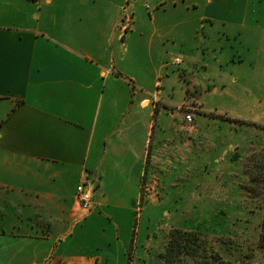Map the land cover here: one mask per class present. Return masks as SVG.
<instances>
[{"label":"crops","instance_id":"1","mask_svg":"<svg viewBox=\"0 0 264 264\" xmlns=\"http://www.w3.org/2000/svg\"><path fill=\"white\" fill-rule=\"evenodd\" d=\"M247 3L0 0V264H146L154 252L170 264L152 250L156 229L137 224L142 181L156 172L175 187L196 152L171 121L182 100L214 113L242 80L230 67L245 54L226 40L260 57ZM86 178L89 213L75 202Z\"/></svg>","mask_w":264,"mask_h":264},{"label":"rangeland","instance_id":"2","mask_svg":"<svg viewBox=\"0 0 264 264\" xmlns=\"http://www.w3.org/2000/svg\"><path fill=\"white\" fill-rule=\"evenodd\" d=\"M247 4L246 38H253L256 50L262 47L260 57L251 55L239 37L226 40L234 45L230 55L238 48L245 54L243 63L230 67L242 80L212 99L216 113L205 112L195 94L182 100L172 118L164 113V121L176 122V138L191 148L196 143V152H187L188 164L185 157L175 187L166 186L156 172L142 181L136 221L156 229L153 251L166 253L174 231L198 236L177 241L167 252L170 264H264V0ZM212 38L222 40L215 28ZM182 63V57L174 59L175 65ZM159 257L154 252L146 264H160Z\"/></svg>","mask_w":264,"mask_h":264},{"label":"built area","instance_id":"3","mask_svg":"<svg viewBox=\"0 0 264 264\" xmlns=\"http://www.w3.org/2000/svg\"><path fill=\"white\" fill-rule=\"evenodd\" d=\"M128 23H131L130 16L127 17ZM176 62H181V59H176ZM186 120L192 121V115L186 114ZM95 183L92 179L86 178L81 182L76 189L75 202L81 207L84 213L92 211L95 205L94 194H95Z\"/></svg>","mask_w":264,"mask_h":264},{"label":"trees","instance_id":"4","mask_svg":"<svg viewBox=\"0 0 264 264\" xmlns=\"http://www.w3.org/2000/svg\"><path fill=\"white\" fill-rule=\"evenodd\" d=\"M189 236H194L193 234L191 235L190 233H186V232H182V231H174L171 233L170 235V241H169V244H168V250L167 252L168 253H171L172 250L176 247L177 245V241H183V240H188L187 237ZM196 239L198 238L197 235L194 236ZM189 241V240H188ZM264 241V239H263Z\"/></svg>","mask_w":264,"mask_h":264}]
</instances>
